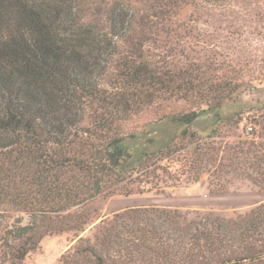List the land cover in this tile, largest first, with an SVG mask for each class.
<instances>
[{
	"label": "trees",
	"instance_id": "1",
	"mask_svg": "<svg viewBox=\"0 0 264 264\" xmlns=\"http://www.w3.org/2000/svg\"><path fill=\"white\" fill-rule=\"evenodd\" d=\"M80 1L0 0V259L9 264L22 262L48 234L78 236L91 215L77 208L96 197L143 192L156 170H165L159 161L178 150L180 135L166 131L198 116L178 110L159 117L150 132L134 130L133 116L165 84L141 48L119 60L121 43L133 39L144 18L121 0L94 11ZM114 66L123 80L111 81L109 89L105 81ZM222 103L199 112L218 119ZM181 134L188 135L186 129ZM179 216L128 209L102 228L96 244L81 237L64 264L78 255L108 264L110 250L157 251L159 245L166 248L165 264H199L205 248L210 263L219 250L215 240L245 232L219 217L180 225Z\"/></svg>",
	"mask_w": 264,
	"mask_h": 264
},
{
	"label": "rangeland",
	"instance_id": "2",
	"mask_svg": "<svg viewBox=\"0 0 264 264\" xmlns=\"http://www.w3.org/2000/svg\"><path fill=\"white\" fill-rule=\"evenodd\" d=\"M121 1L145 22L137 20L133 39L121 43L124 56L119 60L141 48L165 81L162 88L153 89L158 97L133 116L134 130L150 132L159 117L178 110H195L197 119L166 131L180 135L175 141L178 150L159 161L165 170H156L151 182L142 185L143 192L98 196L78 207L91 215L84 231L78 236L48 234L16 264H64L81 237L96 244L102 228L132 208L177 212L180 225L198 218L229 220L233 231L244 234L223 243L215 240L218 253L208 263L212 254L205 248L199 264H264V0ZM80 2L94 11V6L106 7L111 1ZM116 67L106 77L109 89L111 81L123 80ZM221 101L225 105L218 119L215 112H199ZM91 121L82 123L89 126ZM17 215L12 213L11 222ZM165 249L110 250L107 263L165 264ZM76 257H68L69 264H92ZM0 264L9 263L0 259Z\"/></svg>",
	"mask_w": 264,
	"mask_h": 264
},
{
	"label": "built area",
	"instance_id": "3",
	"mask_svg": "<svg viewBox=\"0 0 264 264\" xmlns=\"http://www.w3.org/2000/svg\"><path fill=\"white\" fill-rule=\"evenodd\" d=\"M248 129L249 130H252L253 129L252 125H249Z\"/></svg>",
	"mask_w": 264,
	"mask_h": 264
}]
</instances>
